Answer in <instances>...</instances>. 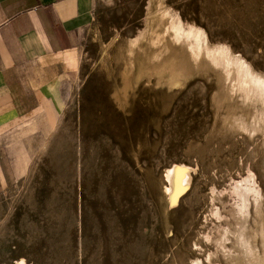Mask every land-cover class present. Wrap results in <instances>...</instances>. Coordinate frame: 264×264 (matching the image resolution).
Instances as JSON below:
<instances>
[{"label": "rangeland", "instance_id": "obj_1", "mask_svg": "<svg viewBox=\"0 0 264 264\" xmlns=\"http://www.w3.org/2000/svg\"><path fill=\"white\" fill-rule=\"evenodd\" d=\"M163 1L264 74V0ZM156 3L92 0L78 61L55 92L58 114L48 111L52 129L24 135L28 172L0 194V264L233 263L213 239L236 226V182L254 177L264 206V132L242 129L239 110L225 119L212 72L176 88L153 75L125 105L113 99L122 62L109 54L145 28ZM173 164L191 180L168 205L163 176Z\"/></svg>", "mask_w": 264, "mask_h": 264}, {"label": "bare ground", "instance_id": "obj_2", "mask_svg": "<svg viewBox=\"0 0 264 264\" xmlns=\"http://www.w3.org/2000/svg\"><path fill=\"white\" fill-rule=\"evenodd\" d=\"M156 1L154 11L144 23L145 28L135 38L127 40L125 45L122 44L124 47L117 45L114 54L108 53L114 61L122 62L118 68L119 82H115L117 85L113 89L114 101L118 105H125L137 84L153 75H163L159 81L167 88H176L190 75L212 72L219 86L216 102L226 105L225 119H230V115L239 110L238 124L242 129L264 132V74L255 70L227 45L211 42L202 28L185 23L175 11L164 5L163 0ZM141 52L146 53V62L136 64L135 56ZM247 117L252 119L254 127L249 128L252 122L246 125ZM38 127L45 128L47 134L52 129L45 116L38 117L25 134L33 133ZM189 171L184 165L173 164L164 172L162 192L168 205H173L189 184ZM253 178L247 176L238 180L233 187L238 198L233 216L236 226H232L233 230H221L216 240L213 239L220 251L229 256L232 264H264V206H260L262 195L255 187ZM230 234L234 236H231V246L226 244L231 239ZM210 255L207 257L209 261L212 260ZM20 264L25 262L22 260Z\"/></svg>", "mask_w": 264, "mask_h": 264}, {"label": "crops", "instance_id": "obj_3", "mask_svg": "<svg viewBox=\"0 0 264 264\" xmlns=\"http://www.w3.org/2000/svg\"><path fill=\"white\" fill-rule=\"evenodd\" d=\"M92 0H0V194L30 166L29 126L58 114L55 92L75 68Z\"/></svg>", "mask_w": 264, "mask_h": 264}]
</instances>
